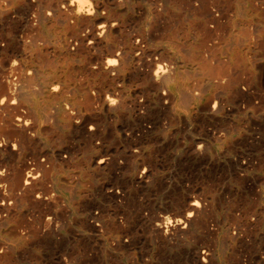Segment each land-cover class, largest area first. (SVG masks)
<instances>
[{
  "label": "bare ground",
  "instance_id": "6f19581e",
  "mask_svg": "<svg viewBox=\"0 0 264 264\" xmlns=\"http://www.w3.org/2000/svg\"><path fill=\"white\" fill-rule=\"evenodd\" d=\"M0 264H264V0H0Z\"/></svg>",
  "mask_w": 264,
  "mask_h": 264
}]
</instances>
